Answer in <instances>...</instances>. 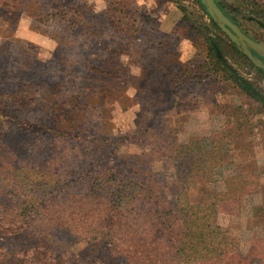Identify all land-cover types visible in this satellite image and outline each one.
<instances>
[{"label":"rangeland","instance_id":"rangeland-1","mask_svg":"<svg viewBox=\"0 0 264 264\" xmlns=\"http://www.w3.org/2000/svg\"><path fill=\"white\" fill-rule=\"evenodd\" d=\"M214 1L264 48V29L230 2ZM204 34L220 45L217 58L264 102V72L211 26L200 0H0V92L4 105H14L0 118L12 122L0 127V174L18 173L22 184V169L40 171L51 156L49 165L65 180L64 172L89 158L86 170L101 162L118 180L137 182L147 170L134 168V159L152 148L149 138L157 134L195 153L221 141L229 151L214 170L216 182L197 177L187 196L207 198L224 191L221 177L242 176L254 194L218 222L242 254L253 248L264 259V105L205 59ZM24 91L33 103L16 111ZM57 133L66 135L63 141L53 139ZM150 168L165 198L183 192L171 161ZM61 236L72 244L67 233Z\"/></svg>","mask_w":264,"mask_h":264},{"label":"trees","instance_id":"trees-1","mask_svg":"<svg viewBox=\"0 0 264 264\" xmlns=\"http://www.w3.org/2000/svg\"><path fill=\"white\" fill-rule=\"evenodd\" d=\"M224 1L264 29V0ZM215 2L239 27L224 5ZM210 24L218 30L211 19ZM202 39L205 59L217 65L215 70L224 72L247 97L264 105L249 83L217 58L220 45L207 34ZM5 94L1 90L0 118L14 106L4 105ZM32 97L24 91L14 109L27 107L33 103ZM11 123L0 120V127ZM65 137L57 133L53 139L63 141ZM163 137L149 138L152 148L135 157L133 167L147 170L137 182L118 180L115 169L101 162L94 170H86L89 158L80 159L77 171L64 172L65 180L60 177L62 171L49 165L51 156L41 163L40 171L22 169V184L18 173L0 174V264L8 260L17 264H264L253 248L242 254L218 222L220 215L241 208L244 195L254 194L251 184L241 181L242 176L229 181L221 177L224 191L207 198L191 201L187 196L197 177L216 182L214 170L221 167V156L229 150L220 141L195 153L171 136L164 143ZM162 158L173 164L174 183L184 185L182 193L169 199L163 196L165 187L153 178L150 168ZM70 175L76 179L70 180ZM33 229L36 231L31 232ZM58 232L67 233L72 244L61 242Z\"/></svg>","mask_w":264,"mask_h":264},{"label":"water","instance_id":"water-1","mask_svg":"<svg viewBox=\"0 0 264 264\" xmlns=\"http://www.w3.org/2000/svg\"><path fill=\"white\" fill-rule=\"evenodd\" d=\"M200 2L205 8L208 17L216 24L217 28L230 43H232L256 69L264 72V63L259 61L251 52H258L264 57L263 46L244 36L237 26L232 24L221 12L214 0H200Z\"/></svg>","mask_w":264,"mask_h":264},{"label":"clouds","instance_id":"clouds-1","mask_svg":"<svg viewBox=\"0 0 264 264\" xmlns=\"http://www.w3.org/2000/svg\"><path fill=\"white\" fill-rule=\"evenodd\" d=\"M139 2H140V3H143V2H144V0H143V2H142V0H139Z\"/></svg>","mask_w":264,"mask_h":264},{"label":"snow or ice","instance_id":"snow-or-ice-1","mask_svg":"<svg viewBox=\"0 0 264 264\" xmlns=\"http://www.w3.org/2000/svg\"><path fill=\"white\" fill-rule=\"evenodd\" d=\"M142 2H143V0H142Z\"/></svg>","mask_w":264,"mask_h":264}]
</instances>
